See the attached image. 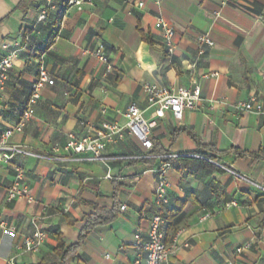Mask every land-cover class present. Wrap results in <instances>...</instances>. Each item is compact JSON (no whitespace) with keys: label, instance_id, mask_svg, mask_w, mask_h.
I'll list each match as a JSON object with an SVG mask.
<instances>
[{"label":"crops","instance_id":"1","mask_svg":"<svg viewBox=\"0 0 264 264\" xmlns=\"http://www.w3.org/2000/svg\"><path fill=\"white\" fill-rule=\"evenodd\" d=\"M46 4L0 0V60L7 54L2 41L24 42L2 91L0 133L20 121L40 64L55 80L42 90L24 131L9 139L29 154L0 164V221L16 228L0 232V264H146L134 237L137 229L146 236L157 212L160 159L143 158L150 152L129 134L107 143L102 161L67 149L71 135L101 137L104 122L124 125L123 113L133 103L146 120L157 122L153 154L175 156L169 159L167 213L182 211L173 236L168 220L163 226L177 246L166 264H264V159L232 153L211 159L198 143L217 152L255 153L264 147V114L237 109L252 96L264 105V0H93L65 8L53 44L41 53L56 27L57 8L38 21ZM160 17L175 30L173 54L165 46ZM205 32L213 46L199 43ZM100 44L108 64L92 53ZM213 72L219 76L205 77ZM146 83L198 85L201 100L196 109H185L181 120L170 111L157 118L143 91ZM199 163L208 167L200 170ZM16 167L24 169L31 203L6 198ZM232 201L237 204L228 205ZM116 204L118 217L94 227L63 262L56 251L59 236L67 244L77 242L94 205ZM37 227L47 233L41 250H16ZM246 243L251 248L237 254Z\"/></svg>","mask_w":264,"mask_h":264},{"label":"built area","instance_id":"2","mask_svg":"<svg viewBox=\"0 0 264 264\" xmlns=\"http://www.w3.org/2000/svg\"><path fill=\"white\" fill-rule=\"evenodd\" d=\"M93 0H69L68 6H80L85 2H92ZM139 8L144 7V2H140ZM56 9L55 0H47L46 6L41 10L38 21L42 22L48 18L51 10ZM158 26L162 29L164 34V43L170 54L175 50V30L163 18H158ZM200 44H207L213 46L214 42L210 37L209 32H205L198 37ZM23 40L14 42L2 41L1 48L7 51V54L0 60V99L2 98V91L10 77V71L14 66L18 52L22 49ZM105 46L100 44L99 48L92 52L101 62L108 64L109 59L104 53ZM112 67L108 65V69ZM218 72L206 74L205 77H218ZM55 84L54 78L47 71L45 65L40 64L38 78L33 84L31 94L27 100L26 107L21 114L20 121L10 129L0 133V164H10L14 155L20 153H27L21 145L12 144L9 142L11 136L15 133H22L27 123L35 116L36 105L42 97V90L45 86H52ZM144 94L147 98L150 107L155 108L157 118H163L166 112L170 111L176 120H181L185 109H196L197 103L201 100V88L196 85L192 88L184 86H163L158 83H146L143 87ZM256 96L250 97L248 101H240L237 104V109L242 112L264 114V105L257 102ZM257 102L256 105H254ZM105 112V111H104ZM123 116L126 119L124 125L119 123H103V134L101 137H94L87 135L83 138H76L71 135V140L67 144V149L73 152V155L86 156L90 161H102L105 159L104 150L107 143H115L117 140H122L126 134L135 136L150 153L143 156V158H158L159 165L155 169L156 174V188H155V206L156 214L151 219L150 228L145 237L141 229H137L135 234V245L141 248L145 254L146 264H166L169 259L176 253L177 246L175 242H166V236L163 229L164 224L167 223L165 214L167 208L171 203L170 191L172 182L170 179V172L172 166L169 159L175 157L168 154L155 155L153 154V137L152 131L156 127L155 120L148 121L144 116V111L135 103L129 105ZM235 174V173H234ZM237 175V174H235ZM111 178V176H108ZM264 190L263 188H261ZM6 198L8 201L19 198L26 199L31 203L34 197L31 195L29 187L25 181V172L21 167L15 168V181L11 188L8 189ZM235 201L228 205H236ZM121 210H126V205L121 206ZM210 217L206 214L204 218ZM13 225H9L6 221H0V232L15 231ZM47 240V233L36 228L33 233L26 236L21 244L16 245V250L22 253H37ZM251 248V243H246L236 248L237 254H242ZM109 257V255H107Z\"/></svg>","mask_w":264,"mask_h":264},{"label":"trees","instance_id":"3","mask_svg":"<svg viewBox=\"0 0 264 264\" xmlns=\"http://www.w3.org/2000/svg\"><path fill=\"white\" fill-rule=\"evenodd\" d=\"M68 1L69 0H59L58 4L56 3V8H57V13L55 15V24L56 27L53 30V32L51 33L48 42L46 43V45L41 49V53L47 51L51 45L53 44L58 31L60 29V25L59 23L62 20L63 17V12L65 10L66 7H68ZM142 36L144 39L149 40L148 36L144 33L141 32ZM187 131V130H186ZM180 132L179 130H176L173 132V136H176V134ZM192 137H194L196 139V136L190 132L187 131ZM196 141L198 142V140L196 139ZM199 146L207 151L211 152V159H215L216 158V154L219 153L221 155H226L229 153L235 154L236 156L239 157H244V156H251L254 159H264V147L260 148V150L258 152L255 153H246L244 151H241L237 148H233L231 151L229 152H217L214 148L209 147V146H205L202 143L198 142ZM151 162L153 163L154 160H151ZM200 166V170L208 167L205 163H199ZM191 171V170H190ZM95 208V212L93 214H90L87 217V221L85 226L83 227V229L81 230L80 236H79V240L75 243H71V244H67L65 242V240L63 239V237L59 236V243L58 246L56 248V251L60 257V259L64 262L68 255H71L75 252L78 251V249L82 246V244L84 243L85 239L87 238V236L91 233V231L94 229V227L98 226V225H102V224H107V223H111L112 221H114L118 215H119V207L116 205H114L112 208H105V207H99L97 205H94ZM182 211V207H180L178 210L176 211H172L171 213H166L165 214V218L168 220V227H167V231L171 232V236H173L176 231L178 230V227L175 226V222L178 220L180 214ZM170 221V222H169ZM172 237H168L166 236V242H170V239Z\"/></svg>","mask_w":264,"mask_h":264}]
</instances>
